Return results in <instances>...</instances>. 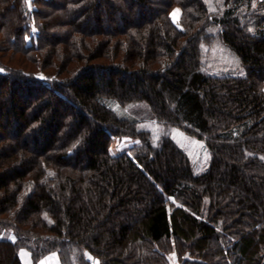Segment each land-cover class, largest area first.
<instances>
[{
	"label": "trees",
	"instance_id": "16d2710c",
	"mask_svg": "<svg viewBox=\"0 0 264 264\" xmlns=\"http://www.w3.org/2000/svg\"><path fill=\"white\" fill-rule=\"evenodd\" d=\"M252 1L213 13L206 0H0V264H24L23 249L32 264H264V1ZM215 40L241 72L206 67ZM144 120L202 140L206 168ZM124 137L138 144L113 153Z\"/></svg>",
	"mask_w": 264,
	"mask_h": 264
},
{
	"label": "rangeland",
	"instance_id": "374dc122",
	"mask_svg": "<svg viewBox=\"0 0 264 264\" xmlns=\"http://www.w3.org/2000/svg\"><path fill=\"white\" fill-rule=\"evenodd\" d=\"M260 1H264V0H253L252 5L256 6ZM206 2L208 3L209 8L213 13L220 12L224 8V6L222 5L223 3L222 0H206ZM176 9H180V16H181L182 8L179 6L174 7L172 13ZM216 29L217 28H213V31L215 32ZM203 52H204L205 65L210 69L211 72L214 73V72L225 71L233 74L241 72V66H239V61H238V65L236 64L238 58L229 48H227L219 40H215L213 44L204 43ZM114 107L119 112L124 111L123 113L125 114H131L133 116H138L139 118L146 117L148 115L147 114L148 108L146 105L136 104L132 106L128 105L122 107L119 105V103L115 102ZM141 127L150 129L154 134V139L158 138L161 134L169 133L173 137V139L190 156V158L194 163L196 171L201 172L206 168L207 163L210 159V153L202 140L196 138L195 136L187 134L184 130L178 127H163L159 124L157 125L152 122H149V120H144L143 123H141ZM136 144H138V141L132 138H128V137L117 138L112 144V152L115 154H119L123 150L129 149L131 146ZM49 255L42 258L41 260H46L49 262V264H57V258L56 257L53 258L52 256ZM21 257L24 264H32L31 255L27 250L24 249L21 250ZM172 259L173 262L176 263V258L172 257ZM60 263L61 262H59V264Z\"/></svg>",
	"mask_w": 264,
	"mask_h": 264
},
{
	"label": "snow or ice",
	"instance_id": "6c2138e0",
	"mask_svg": "<svg viewBox=\"0 0 264 264\" xmlns=\"http://www.w3.org/2000/svg\"><path fill=\"white\" fill-rule=\"evenodd\" d=\"M171 16H172L173 22H177V23H178L179 16H180V9H176V10L171 14ZM33 32H35V29H33ZM26 39H27V37H26ZM236 64L238 65V60L236 61ZM13 242H14V239H13ZM90 259H91V257H89V260H90ZM38 264H49V262L46 261V260H39V261H38ZM57 264H58V262H57ZM97 264H98V262H97Z\"/></svg>",
	"mask_w": 264,
	"mask_h": 264
},
{
	"label": "crops",
	"instance_id": "0c3cea01",
	"mask_svg": "<svg viewBox=\"0 0 264 264\" xmlns=\"http://www.w3.org/2000/svg\"><path fill=\"white\" fill-rule=\"evenodd\" d=\"M49 256H52L53 258H57V262H58V264H59V262L60 261H58L59 260V258H58V255L56 254V253H53V254H50ZM61 264V263H60Z\"/></svg>",
	"mask_w": 264,
	"mask_h": 264
},
{
	"label": "bare ground",
	"instance_id": "6f19581e",
	"mask_svg": "<svg viewBox=\"0 0 264 264\" xmlns=\"http://www.w3.org/2000/svg\"><path fill=\"white\" fill-rule=\"evenodd\" d=\"M99 261H101V260H99Z\"/></svg>",
	"mask_w": 264,
	"mask_h": 264
}]
</instances>
